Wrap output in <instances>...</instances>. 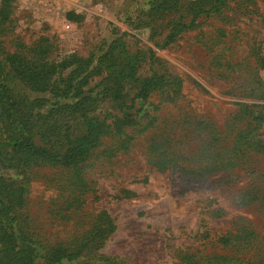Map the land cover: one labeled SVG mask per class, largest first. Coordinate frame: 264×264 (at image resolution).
I'll return each instance as SVG.
<instances>
[{"label":"rangeland","instance_id":"1","mask_svg":"<svg viewBox=\"0 0 264 264\" xmlns=\"http://www.w3.org/2000/svg\"><path fill=\"white\" fill-rule=\"evenodd\" d=\"M212 4L0 0V264L27 246L35 264L264 256V148L240 137L264 114V0L194 14ZM90 117L106 125L79 162L11 150L21 134L61 153Z\"/></svg>","mask_w":264,"mask_h":264},{"label":"trees","instance_id":"2","mask_svg":"<svg viewBox=\"0 0 264 264\" xmlns=\"http://www.w3.org/2000/svg\"><path fill=\"white\" fill-rule=\"evenodd\" d=\"M214 4H212L208 10H201L197 9L196 12L194 13L195 15L201 13V12H206V11H212L215 12L218 9H220L224 3L225 0H213ZM190 21L188 24L181 22L176 24V27L173 26L171 29L170 34L168 37L173 36L177 31H180L181 28H186L187 25H189ZM25 78H30L28 75L24 74ZM161 79L159 76L152 74L150 77L145 78L138 82V87L135 93L136 98H144L147 96V94L150 91L156 90L161 87ZM1 96V92H0ZM260 98H264V89L262 90ZM11 101L9 103V106H7V110L11 109ZM15 109V106H13ZM9 113V112H8ZM109 117L110 122L108 124L114 126V127H119L121 124L126 122L125 118H118L114 115L112 116H106L105 118ZM252 119V124L249 126L247 125L244 128V136H240L242 141L244 140V143L248 146H258L261 149L264 148V143L259 139V134L264 133V129L260 131V127L262 124H264V114L258 113L255 116H250ZM103 125H106L105 122L97 120L95 117H90L88 118L85 123V130L81 135H78L73 139L71 143H69L67 146H65L64 150L61 153H55V152H50L49 150L39 147L35 145L32 142V136L28 135H21L18 134V136L15 137L16 143H13L11 145V150L15 152L18 155H22V164L27 166L30 162L34 161L35 159L38 158H43L47 160H52L59 162L64 165H71L76 162H79L82 160L88 152L96 145L98 141V132L100 130V127ZM241 134V133H240ZM248 136V137H247ZM255 136V138H253ZM5 210L4 205L1 203L0 205V212ZM3 213V212H2ZM0 213V215L2 214ZM113 229L112 224L108 223L106 224L105 228H103L102 231H99L97 234V237H105L109 232H111ZM3 232V229H2ZM98 239V238H97ZM14 258V263L13 264H35L33 262L34 260V254L33 250L27 246L25 251H21L20 249H17L14 252L13 255ZM237 259H232L231 264H236L235 261ZM214 259L212 260L211 257H208L205 262V264H215L213 263ZM240 261H243L242 264H264V256L263 257H254L252 260L249 259H240ZM176 264H198V260L196 257H194V254H184L182 255Z\"/></svg>","mask_w":264,"mask_h":264}]
</instances>
